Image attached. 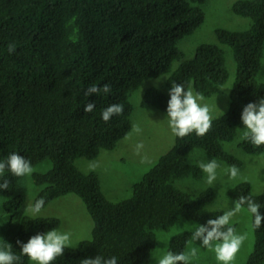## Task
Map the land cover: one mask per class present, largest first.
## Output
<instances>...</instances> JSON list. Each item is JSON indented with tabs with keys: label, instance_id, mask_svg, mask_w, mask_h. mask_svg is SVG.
<instances>
[{
	"label": "trees",
	"instance_id": "1",
	"mask_svg": "<svg viewBox=\"0 0 264 264\" xmlns=\"http://www.w3.org/2000/svg\"><path fill=\"white\" fill-rule=\"evenodd\" d=\"M206 0H0V160L19 153L32 166L50 159L46 171L32 176L42 186L35 196L44 207L55 198L79 195L93 219L92 235L65 249L53 264H80L97 255L116 256L118 264H150L157 246V230L170 229L181 216L199 224L224 214L223 208L209 209L217 198L214 188L198 193L181 189L175 180L184 176L201 178L204 172L187 155L195 148L230 165L243 160L227 150L225 141L234 140L242 123L243 107L264 98V81L258 79L264 57V0H235L232 8L252 19L242 30L217 27L222 44L234 51L237 71L230 93V106L213 118L211 130L199 137L194 132L175 136L173 145L134 183L132 194L110 199L96 171L86 172L77 159L97 158L103 149L112 150L133 127L134 105L129 91L145 78L168 74L165 91L149 87L141 101L167 113L172 84L213 96L230 78L226 49L214 42L198 45L194 57L185 58L179 41L194 33L205 21ZM15 52L9 53V44ZM180 61L173 68L175 61ZM111 86L107 95H85L91 85ZM87 103H95L91 113ZM122 104V115L102 119V110ZM251 154H264V145L242 142ZM9 189L4 206L12 213L19 179L7 175ZM235 200L250 195L264 205V191L255 193L251 181L229 188ZM18 202H16L17 200ZM264 214V207L260 208ZM254 221V217H252ZM58 216L19 214L0 227L9 238L21 264H31L20 244L60 226ZM236 228V224L232 223ZM254 228V227H253ZM255 245L246 264H264V222L255 229ZM191 230L170 239L169 251H187ZM8 234V236H7Z\"/></svg>",
	"mask_w": 264,
	"mask_h": 264
},
{
	"label": "rangeland",
	"instance_id": "2",
	"mask_svg": "<svg viewBox=\"0 0 264 264\" xmlns=\"http://www.w3.org/2000/svg\"><path fill=\"white\" fill-rule=\"evenodd\" d=\"M235 0H206L203 8L206 13L204 23L192 34L184 36L179 41V46L184 51L185 58L194 57L197 47L203 42H214L223 45L226 49L227 64L230 71V78L223 86L222 91L213 96H204L205 102L211 109L213 118L223 114L230 106V93L236 78L237 65L234 57V51L228 44H222L216 33L217 27H225L234 30L246 29L251 25L252 19L248 16L237 14L232 5ZM180 61H175L173 68L179 65ZM168 74L158 77H147L143 83L129 91V98L134 105L132 113L133 125H138L141 132L137 133L132 130L123 137L112 150L103 149L97 158L89 159L80 157L77 159V165L84 171H96L103 186V190L112 200H121L132 194L134 183L141 180L144 174L153 166L159 157L165 153L174 143L175 135L169 127L167 113L160 110L156 106H143L142 98L146 90L151 86H157L167 91L166 85ZM258 79L264 81V57L263 65L258 74ZM230 89V90H229ZM191 90L197 93L193 86ZM228 90L227 94L224 92ZM245 125L240 124L237 136L234 140L225 141L224 146L227 150L243 160V166H236L240 170V177L230 180L227 169L233 165L228 164L224 160L209 155L202 148H195L187 155V160L193 163L207 162L212 159L218 161L221 167L217 170L218 178L213 185L206 182V173L203 177L195 178L193 176H184L177 178L175 185L181 189L198 193L208 187L214 188L217 192V198L209 203V209L223 208L228 211L234 207L233 199L228 190L233 185L246 180L251 181L253 191L261 193L264 191V154H251L247 152L241 139ZM143 143L144 148L137 153L136 145ZM52 166V161L46 159L39 164L33 166L35 171H46ZM34 171V172H35ZM25 186H23V185ZM42 186L37 185L33 176L24 180L19 179L17 192L15 197H23L21 203L15 205L12 213L6 211L4 202L6 197L0 194V226L9 223L12 219L18 217L19 214H29L26 208L33 205L35 196L41 190ZM19 199V198H18ZM17 200V199H16ZM18 202V200L16 201ZM37 216H58L61 224L55 230L62 233H70L71 245H77L81 240L90 238L92 235L93 219L88 211L84 200L76 193H70L60 196L52 200L43 207L41 213ZM231 223L236 224V230L240 234H247L240 251L237 253L233 264H246L250 252L255 245V231L253 228L252 216L247 212L246 207L239 214L233 217ZM199 223L189 220L184 216L176 222L170 229L157 230V246L152 251L150 264H156V260L169 252V242L172 236L183 231H194ZM1 228V227H0ZM1 235V229H0ZM8 236V234H7ZM5 241L9 242V238ZM201 241H190L187 251L193 247L198 248V255L193 260V264H220L216 260L214 251L200 247ZM31 264H34L31 261Z\"/></svg>",
	"mask_w": 264,
	"mask_h": 264
},
{
	"label": "clouds",
	"instance_id": "3",
	"mask_svg": "<svg viewBox=\"0 0 264 264\" xmlns=\"http://www.w3.org/2000/svg\"><path fill=\"white\" fill-rule=\"evenodd\" d=\"M15 50V45L10 43L8 46L9 53H13ZM110 92L111 86L109 84H104L103 87L93 84L87 88L85 95L96 94L100 96L102 93L107 95ZM224 92L227 94L228 90ZM169 96L167 120L175 136L184 138L194 132L197 136L204 137L211 130L213 116L202 94L194 93L191 89L186 90L182 84H172ZM95 107V103H87L84 111L91 113ZM123 112L124 106L122 104H112L103 109L101 115L102 119L108 122L114 116L122 115ZM241 120L245 125L241 139L250 141L256 147L264 145V98L244 106ZM133 131L139 133L141 129L138 125H133ZM143 148V143H138L136 145L137 153L139 154ZM199 167L206 173L207 184L213 185L218 178L217 170L221 167L218 161L215 159L207 162L201 161ZM34 171L35 169L29 159L19 153H10L6 160H0V191L9 189L8 173L24 180L31 177ZM226 171L230 180L240 177V170L235 165ZM243 179L246 180V177ZM3 202L0 200V203ZM44 204L45 201L39 199L34 205H29L26 211L32 216H37L41 213ZM245 207L247 212L254 217L253 227L259 229L264 222V214L260 212V208L264 205L258 203L250 195H242L234 202V207L224 214L209 219L206 224L196 227L191 232V240L194 242L201 241L200 247L214 251L216 260L220 264H233L237 253L247 238V234L238 233L231 222L233 217ZM70 236V233H62L53 229L32 236L27 243L21 241H17V243L20 244L22 255L27 256L34 264H53L58 257L64 256L65 249L71 246ZM12 249L13 246L3 237H0V264H21V257L15 255ZM197 255L198 248L196 247L180 253L169 251L158 258L156 264H193ZM80 264H118V258L116 256L105 258L97 255L95 258L81 260Z\"/></svg>",
	"mask_w": 264,
	"mask_h": 264
}]
</instances>
